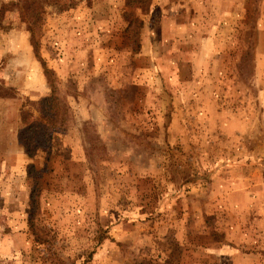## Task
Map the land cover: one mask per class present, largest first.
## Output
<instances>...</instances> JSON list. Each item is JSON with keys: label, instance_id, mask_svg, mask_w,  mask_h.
<instances>
[{"label": "rangeland", "instance_id": "rangeland-1", "mask_svg": "<svg viewBox=\"0 0 264 264\" xmlns=\"http://www.w3.org/2000/svg\"><path fill=\"white\" fill-rule=\"evenodd\" d=\"M125 11L0 0V264H264V0Z\"/></svg>", "mask_w": 264, "mask_h": 264}, {"label": "trees", "instance_id": "trees-1", "mask_svg": "<svg viewBox=\"0 0 264 264\" xmlns=\"http://www.w3.org/2000/svg\"><path fill=\"white\" fill-rule=\"evenodd\" d=\"M153 6V0H125V7L127 11L124 12V16L129 18V25L132 27L134 24H138L139 26L142 24L143 21L137 16L138 13L143 15H148L151 12ZM2 12V10H1ZM33 32V36H34ZM34 50L36 55L39 57V60L42 61V58L39 56L38 53V44L34 43ZM44 63V62H43ZM48 72V69L45 68ZM55 97L50 96L41 99L38 101V111L40 112V118H34L31 110H22L21 112V124L22 128L19 131V141L25 149V153L29 156L30 159H33L36 155L37 150L41 147V140L37 142L35 140L36 130L41 128L43 122H47L50 126L54 125V122L50 119L51 112L50 110L53 108ZM55 110V108H54ZM54 112V111H53ZM49 121V122H48ZM41 126V127H40ZM49 126V127H50ZM35 166L30 164L29 166V177H32L35 181L36 185V178L32 174ZM31 213H30V220L34 221V217L36 215V209L38 208L39 204V193L35 192V188L31 193Z\"/></svg>", "mask_w": 264, "mask_h": 264}]
</instances>
